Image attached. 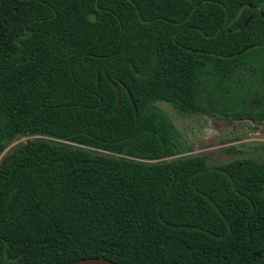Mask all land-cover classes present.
<instances>
[{
  "label": "trees",
  "instance_id": "16d2710c",
  "mask_svg": "<svg viewBox=\"0 0 264 264\" xmlns=\"http://www.w3.org/2000/svg\"><path fill=\"white\" fill-rule=\"evenodd\" d=\"M160 102L264 122V0H0V264H264V163Z\"/></svg>",
  "mask_w": 264,
  "mask_h": 264
},
{
  "label": "rangeland",
  "instance_id": "374dc122",
  "mask_svg": "<svg viewBox=\"0 0 264 264\" xmlns=\"http://www.w3.org/2000/svg\"><path fill=\"white\" fill-rule=\"evenodd\" d=\"M182 132L183 155H203L218 164L239 158H253L264 163V122L246 118L182 113L168 102H160ZM41 138L39 135L17 137L1 156L23 144Z\"/></svg>",
  "mask_w": 264,
  "mask_h": 264
},
{
  "label": "water",
  "instance_id": "95a60500",
  "mask_svg": "<svg viewBox=\"0 0 264 264\" xmlns=\"http://www.w3.org/2000/svg\"><path fill=\"white\" fill-rule=\"evenodd\" d=\"M69 264H118V263L109 260L105 257H89V258L73 261Z\"/></svg>",
  "mask_w": 264,
  "mask_h": 264
}]
</instances>
